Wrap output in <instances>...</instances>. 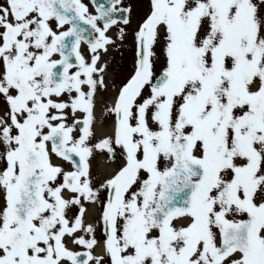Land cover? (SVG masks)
Segmentation results:
<instances>
[{
    "label": "snow or ice",
    "instance_id": "obj_1",
    "mask_svg": "<svg viewBox=\"0 0 264 264\" xmlns=\"http://www.w3.org/2000/svg\"><path fill=\"white\" fill-rule=\"evenodd\" d=\"M89 3L0 0V264H264V0Z\"/></svg>",
    "mask_w": 264,
    "mask_h": 264
},
{
    "label": "flooded vegetation",
    "instance_id": "obj_2",
    "mask_svg": "<svg viewBox=\"0 0 264 264\" xmlns=\"http://www.w3.org/2000/svg\"><path fill=\"white\" fill-rule=\"evenodd\" d=\"M83 2L89 5V9L91 11L92 6L89 3V0H83ZM129 2L133 4L134 21L135 19L141 17L147 11L149 0H129ZM116 45H118L119 47L109 46V53L107 56L109 67L107 70L106 80L118 82L119 78L117 77V72L118 74L121 73L124 66L129 65L131 62L133 63V59H129L128 64L125 65V58L127 55L126 53L127 51L132 49V45L134 46L132 36H131V29L129 31L128 37L124 41L117 40ZM133 55H135L134 49H133ZM132 63L130 64L131 66L130 71L132 69ZM122 76H123V73H122ZM97 99H98V103L95 109L97 122L94 127L96 129L97 134H103L110 129L112 120L111 118L104 116L103 114L104 105L99 102L100 100L99 96ZM2 110H3V105H0V112H2ZM99 128H102V129H99ZM93 164H94L95 170L101 176H103L104 174H106L108 171H110L112 168L116 166L114 162L109 161L107 159L106 155H97ZM88 217L91 218L92 213H89ZM98 239L103 240V236L100 235L99 233H98ZM96 251L99 252L100 248H97Z\"/></svg>",
    "mask_w": 264,
    "mask_h": 264
},
{
    "label": "rangeland",
    "instance_id": "obj_3",
    "mask_svg": "<svg viewBox=\"0 0 264 264\" xmlns=\"http://www.w3.org/2000/svg\"><path fill=\"white\" fill-rule=\"evenodd\" d=\"M133 49H134V46L132 45V49H130L129 51H127V53H126L127 55H126V58H125V65L128 64L129 59H134ZM130 64L127 65V66H124L121 73L118 74V72H117V77L119 79L122 78L123 76H125L130 71V67H131ZM122 73H123V76H122ZM115 77H116V75H115Z\"/></svg>",
    "mask_w": 264,
    "mask_h": 264
},
{
    "label": "bare ground",
    "instance_id": "obj_4",
    "mask_svg": "<svg viewBox=\"0 0 264 264\" xmlns=\"http://www.w3.org/2000/svg\"><path fill=\"white\" fill-rule=\"evenodd\" d=\"M99 129H102V128H99Z\"/></svg>",
    "mask_w": 264,
    "mask_h": 264
}]
</instances>
